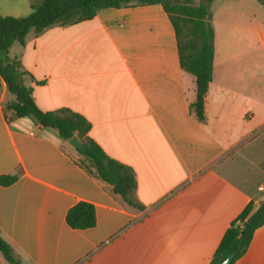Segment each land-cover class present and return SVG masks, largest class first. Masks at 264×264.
<instances>
[{"label": "crops", "instance_id": "crops-1", "mask_svg": "<svg viewBox=\"0 0 264 264\" xmlns=\"http://www.w3.org/2000/svg\"><path fill=\"white\" fill-rule=\"evenodd\" d=\"M38 3L0 0V14L24 18ZM218 11L210 10L214 24ZM255 33L259 42L249 47L263 52L258 25ZM214 44L204 122L190 110L196 78L181 67L161 4L102 9L13 44L9 56L21 61L37 106L83 115L89 137L134 171L143 206L115 194L56 130L16 118L7 109L16 99L2 82L0 176L16 180L0 184V236L20 264H210L227 230L243 225L246 208L249 216L259 209L264 60L257 55L235 70L216 32ZM80 202L95 207L91 228L67 222ZM0 264H10L1 252ZM235 264H264V226Z\"/></svg>", "mask_w": 264, "mask_h": 264}, {"label": "trees", "instance_id": "trees-1", "mask_svg": "<svg viewBox=\"0 0 264 264\" xmlns=\"http://www.w3.org/2000/svg\"><path fill=\"white\" fill-rule=\"evenodd\" d=\"M214 0H39L33 12L24 18L4 17L0 14V84L16 99L7 109L16 118L32 116L42 127L56 130L61 138L69 141L76 137L83 149H77L86 161V168L109 184L131 207L143 209L135 198L137 181L134 171L127 165L109 157L89 137L91 123L69 108L42 111L33 97V89L25 84L20 60L12 59L9 51L14 43L23 44L31 31L40 34L53 26H69L94 18L99 10L122 8L131 5L161 4L175 28L180 64L183 70L196 78V100L190 110L200 122L205 121V99L213 80L215 59V32L211 23L210 4ZM15 176H0L1 185H10ZM251 208L239 216L243 224L233 223L224 235L210 264H221L231 253L235 264L248 250L255 231L264 226V201L249 216ZM68 224L75 229L91 228L96 223L92 204L80 202L67 214ZM0 252L10 264H20L11 246L0 236Z\"/></svg>", "mask_w": 264, "mask_h": 264}, {"label": "rangeland", "instance_id": "rangeland-1", "mask_svg": "<svg viewBox=\"0 0 264 264\" xmlns=\"http://www.w3.org/2000/svg\"><path fill=\"white\" fill-rule=\"evenodd\" d=\"M202 1L194 0V3L199 4ZM213 8H219V18L214 24L212 13L211 23L215 32L221 36V42L224 43L223 48L221 47L222 53H227V60H231V65L229 63L231 68L237 70L241 64L255 61L257 55L264 60V51L249 47L250 44L259 42L255 33L257 25L264 34V0H219L218 3L210 4L209 10ZM229 45L236 47L224 51ZM2 93L3 87L0 84V95Z\"/></svg>", "mask_w": 264, "mask_h": 264}, {"label": "water", "instance_id": "water-1", "mask_svg": "<svg viewBox=\"0 0 264 264\" xmlns=\"http://www.w3.org/2000/svg\"><path fill=\"white\" fill-rule=\"evenodd\" d=\"M69 144L73 146L76 149H83L82 144L79 142V140L76 137L71 138L69 141ZM234 253H231L228 257H226L221 264H231L233 258H234Z\"/></svg>", "mask_w": 264, "mask_h": 264}, {"label": "built area", "instance_id": "built-area-1", "mask_svg": "<svg viewBox=\"0 0 264 264\" xmlns=\"http://www.w3.org/2000/svg\"><path fill=\"white\" fill-rule=\"evenodd\" d=\"M260 190H261V191H264V187H260Z\"/></svg>", "mask_w": 264, "mask_h": 264}]
</instances>
